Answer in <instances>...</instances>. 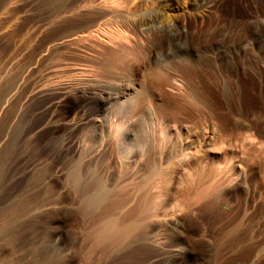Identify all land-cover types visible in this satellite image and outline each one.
I'll return each mask as SVG.
<instances>
[{
    "label": "rangeland",
    "instance_id": "374dc122",
    "mask_svg": "<svg viewBox=\"0 0 264 264\" xmlns=\"http://www.w3.org/2000/svg\"><path fill=\"white\" fill-rule=\"evenodd\" d=\"M1 154L0 264H264V0H0ZM112 216L140 227L95 247Z\"/></svg>",
    "mask_w": 264,
    "mask_h": 264
},
{
    "label": "bare ground",
    "instance_id": "6f19581e",
    "mask_svg": "<svg viewBox=\"0 0 264 264\" xmlns=\"http://www.w3.org/2000/svg\"><path fill=\"white\" fill-rule=\"evenodd\" d=\"M119 38V37H118ZM124 39V38H123ZM122 39V40H123ZM111 41V40H110ZM109 62V61H108ZM114 63V64H113ZM113 65H111V66H115V63L116 62H114L113 61ZM116 64H118V63H116ZM119 65V64H118ZM117 66V65H116ZM122 66V65H121ZM118 67V66H117ZM105 69V68H104ZM102 70V69H101ZM84 93V92H83ZM90 93H92V92H90ZM83 95V94H82ZM94 95V94H93ZM93 95H91V96H93ZM87 96V95H86ZM85 96V97H86ZM90 97V96H89ZM95 97V96H94ZM94 97H92V98H94ZM88 98V97H87ZM90 99V98H89ZM86 102V101H85ZM91 102V101H90ZM89 103V102H88ZM121 126V125H120ZM121 128L119 127V124L117 123V121H112L111 123H110V125H109V128H108V134L109 135H111L112 136V138H114V140H115V144H116V149H117V154L118 155H122V153H124L125 152V146H123L121 143H120V141L122 140V139H124L123 138V134H121L120 132H121ZM144 139V138H143ZM123 141V140H122ZM13 142V141H12ZM11 144V143H10ZM192 144V143H191ZM9 145V144H8ZM132 147L133 148H135V149H137V152L135 151V153H133V151H134V149L132 150V151H128V154H126L127 156H125V159H126V161H125V163H123L122 161V163L123 164H131V163H134L135 164V162H136V165L138 164V167L139 168H141V171H142V168H146V172L148 173V175H149V178L150 179H147L146 177V183H144V185H142L143 186V190L145 191H147V189H149L148 187H149V185L151 184L150 183V181H148V180H151L152 179V181H154V179H157V180H161V181H163V176L165 175V171H164V168L161 166V160H162V156H160L159 158H158V160H157V158L156 159H154V160H152V161H150V163H148V162H146V160L144 159V157H145V149L148 147V146H146L147 144H146V142H145V140L143 141L142 140V138L141 137H137V138H135V140L133 141V143H132ZM6 147H9V146H6ZM13 147V146H12ZM15 147V146H14ZM14 147L12 148V150H14ZM191 146H189V148H190ZM188 148V147H187ZM188 148V149H189ZM6 149H8V148H6ZM9 149L11 150V148L9 147ZM127 149V148H126ZM187 149V150H188ZM186 150V149H185ZM127 151V150H126ZM148 151V150H147ZM182 151V150H181ZM184 151V150H183ZM2 152H4V151H2ZM10 152V151H9ZM12 152V151H11ZM14 153V152H13ZM125 153H127V152H125ZM124 153V154H125ZM148 153V152H147ZM172 153V152H171ZM176 153V155L177 154H179V153H177V151L175 152L174 151V154ZM182 153V152H181ZM188 153V152H187ZM186 153V154H187ZM5 154V153H4ZM4 154L2 155V156H0V159L2 158V160H3V158H4ZM123 154V155H124ZM168 154V153H167ZM183 154V153H182ZM185 154V153H184ZM6 155H7V153H6ZM5 155V156H6ZM123 155H122V157H123ZM157 155V154H156ZM167 156H171L170 154L169 155H167ZM184 156V155H183ZM9 157H10V155H9ZM173 157H174V155H173ZM6 158H7V156H6ZM154 158V157H153ZM5 159V158H4ZM1 160V161H2ZM181 160H182V158H181ZM180 160V161H181ZM5 161V160H4ZM121 164V163H120ZM122 164V165H123ZM140 164V165H139ZM179 165V164H178ZM128 166V165H127ZM173 168L175 167V165H171ZM124 167V166H123ZM121 168V167H120ZM124 169H125V167H124ZM145 171V170H144ZM147 175V176H148ZM0 177L2 178V179H4V178H7L6 177V173L4 172V170L3 169H1L0 168ZM4 177V178H3ZM91 177V176H90ZM162 178V179H161ZM67 182H68V184L70 185V187L72 188V190H74V192H75V195L79 198V200H80V208L83 210V209H88V211H89V209L92 211V210H96V209H98V207H99V205H100V203L101 202H103L104 201V203H105V200H107V197L106 196H109L110 197V195H111V190H108V189H106L105 188V186H103L102 185V181L96 176V175H93L92 174V177L91 178H89V180H87V183L86 182H84L83 181V177H82V175H81V173H80V171H79V169H74L71 173H69V176H68V180H67ZM152 185V184H151ZM150 185V186H151ZM216 185V184H215ZM142 188V187H141ZM129 189V188H128ZM141 191H142V189H141ZM143 191V192H144ZM145 191V192H146ZM148 193V192H147ZM204 193H206V191L205 192H203V193H201L200 195H203ZM113 195V194H112ZM111 195V196H112ZM126 195V194H125ZM145 194H143V196H144ZM140 197V196H139ZM148 196H144L141 200H140V203H141V201L143 202H146V203H148V204H146V205H148L147 207H148V209H151V210H153V209H156L155 207H157V206H155L154 205V202H153V204H152V202H151V198L149 199V198H147ZM202 197V196H201ZM106 198V199H105ZM114 198H116V196H114ZM113 198V199H114ZM125 198V197H124ZM122 199V198H120V199H118L117 200V198H116V200H114L115 202H117V206H119L118 204H121L122 203V201L124 202V201H126V199ZM126 198H127V200H128V197L126 196ZM111 199V198H110ZM112 199V200H113ZM145 199H147V200H145ZM153 199V198H152ZM109 200V199H108ZM111 200V201H112ZM155 199H153V201H154ZM111 201H109L110 203H111ZM114 201H113V204L115 205L116 203H114ZM18 202V201H17ZM21 202V201H20ZM107 202V201H106ZM120 202V203H119ZM126 202H124V203H122V204H125ZM19 204V203H18ZM121 204V205H122ZM27 205V204H26ZM113 205V206H114ZM137 205V204H136ZM139 205V204H138ZM137 205V206H138ZM144 205V204H143ZM156 205H157V203H156ZM23 206L25 207V204L23 203ZM23 206H20V208H19V211H21V210H25V211H27L25 208H23ZM110 206H112V205H110ZM146 207V208H147ZM154 207V208H153ZM145 208V209H146ZM133 209L134 208H131L130 209V211L129 212H131V213H129V214H132L133 213ZM81 210V212H83ZM85 210V213L86 212H88V211H86ZM94 210V211H95ZM90 211V212H91ZM134 211H136V210H134ZM146 211H148V210H146ZM21 213V212H20ZM23 213V212H22ZM147 213V212H146ZM18 214H19V212H18ZM23 214H25V212L23 213ZM120 219V218H119ZM132 221L129 223V224H123L124 226H122L121 224H119L118 223V219L116 218V217H105V218H103V221H101V223H100V221L95 225V228L91 231V233H90V237L93 239V241H94V246L95 247H102V248H105V249H110V248H113L114 246L116 247V245H117V247H118V244H121V243H125L126 241H128L130 238H132L133 237V235H135L134 233L136 232V230L140 227V220L138 221L137 219L136 220H133V219H131ZM1 232V231H0ZM135 237V236H134ZM131 240V239H130ZM129 240V241H130ZM128 241V242H129ZM122 245H124V244H122ZM122 245H120V246H122ZM114 247V248H115ZM39 264V263H38Z\"/></svg>",
    "mask_w": 264,
    "mask_h": 264
}]
</instances>
